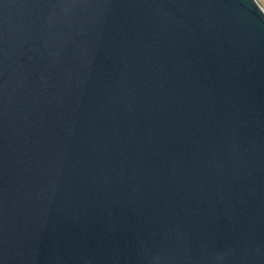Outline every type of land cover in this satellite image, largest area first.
Masks as SVG:
<instances>
[{
    "label": "water",
    "instance_id": "1",
    "mask_svg": "<svg viewBox=\"0 0 264 264\" xmlns=\"http://www.w3.org/2000/svg\"><path fill=\"white\" fill-rule=\"evenodd\" d=\"M0 264H264L255 0H0Z\"/></svg>",
    "mask_w": 264,
    "mask_h": 264
},
{
    "label": "built area",
    "instance_id": "2",
    "mask_svg": "<svg viewBox=\"0 0 264 264\" xmlns=\"http://www.w3.org/2000/svg\"><path fill=\"white\" fill-rule=\"evenodd\" d=\"M260 9L264 12V0H255Z\"/></svg>",
    "mask_w": 264,
    "mask_h": 264
}]
</instances>
